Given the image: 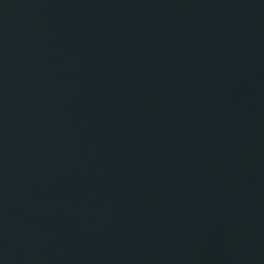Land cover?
I'll list each match as a JSON object with an SVG mask.
<instances>
[{"label":"water","instance_id":"water-1","mask_svg":"<svg viewBox=\"0 0 264 264\" xmlns=\"http://www.w3.org/2000/svg\"><path fill=\"white\" fill-rule=\"evenodd\" d=\"M0 264H264V0H0Z\"/></svg>","mask_w":264,"mask_h":264}]
</instances>
